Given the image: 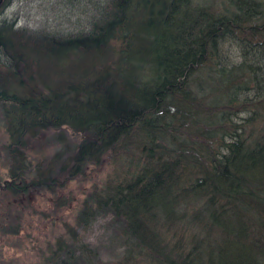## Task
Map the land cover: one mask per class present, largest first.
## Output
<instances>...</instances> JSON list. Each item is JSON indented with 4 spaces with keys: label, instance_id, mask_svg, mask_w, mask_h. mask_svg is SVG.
<instances>
[{
    "label": "trees",
    "instance_id": "trees-1",
    "mask_svg": "<svg viewBox=\"0 0 264 264\" xmlns=\"http://www.w3.org/2000/svg\"><path fill=\"white\" fill-rule=\"evenodd\" d=\"M225 1L104 0L75 35L0 29L4 189L56 193L138 138L136 168L80 213L112 223L120 264H264V57L246 51L264 40V7ZM227 41L243 60L220 57ZM237 110L252 112L236 122ZM47 260L103 264L75 228Z\"/></svg>",
    "mask_w": 264,
    "mask_h": 264
},
{
    "label": "rangeland",
    "instance_id": "rangeland-1",
    "mask_svg": "<svg viewBox=\"0 0 264 264\" xmlns=\"http://www.w3.org/2000/svg\"><path fill=\"white\" fill-rule=\"evenodd\" d=\"M103 1L18 0L13 7H10L11 17L13 16L12 11L15 10L16 13L19 11V21L12 29L17 30L23 37L26 35L39 37L45 34L75 35L89 28L91 18L95 16L96 7L103 4ZM192 1L199 2L216 11H221L222 7L227 5L225 0ZM258 1L261 2L263 8L264 0ZM254 40L257 39L254 38ZM260 42L251 46L246 44V51L256 64L264 57V40L262 39ZM221 46L223 48L220 51V57L237 62L244 59V50L236 42L227 41ZM207 71V68L203 69L202 78L206 77ZM212 83L208 80L205 82L209 88ZM216 94L215 91L212 96H216ZM198 95L200 101L203 96L200 93ZM213 110L211 111L213 112ZM251 112L252 110L239 111L234 115L233 120L242 122L243 118L248 117ZM198 124L205 125L200 118ZM218 124L219 121H216L215 125L206 127L218 129ZM263 124L262 116L258 118L255 126L262 127ZM199 130L202 131L201 128ZM4 132L3 128H0V142L7 140L8 135L7 133L4 135ZM68 138L70 137L68 136ZM136 139L131 140V143L125 147H119L120 149L116 148L106 153L100 164H92L86 169L83 179L68 180L66 185L60 187L56 193L46 189H34L29 192L28 196H22L20 199H13L11 194L4 189L5 182L9 177L4 165V152L0 151V264H45L50 252L56 247L58 237L67 236V231L72 228L79 231L83 239L99 250L100 261L103 264L122 263L124 254L118 252L117 242L114 245L111 241V235L114 234L112 223L105 218L96 219L93 216H89L85 222L80 219V213L89 191L95 187L106 188L108 183L115 184L126 175L122 179L120 176L136 168V163L141 159L140 143L138 138ZM37 150L38 147L33 153H36ZM59 197L66 198L68 204L60 208L56 206L55 202Z\"/></svg>",
    "mask_w": 264,
    "mask_h": 264
},
{
    "label": "flooded vegetation",
    "instance_id": "flooded-vegetation-1",
    "mask_svg": "<svg viewBox=\"0 0 264 264\" xmlns=\"http://www.w3.org/2000/svg\"><path fill=\"white\" fill-rule=\"evenodd\" d=\"M18 0H0V29L7 30L9 27H15L19 21V11H12L11 17L10 7H13Z\"/></svg>",
    "mask_w": 264,
    "mask_h": 264
}]
</instances>
